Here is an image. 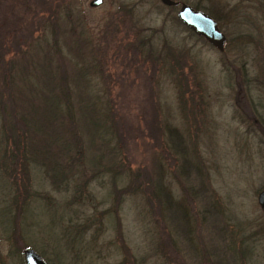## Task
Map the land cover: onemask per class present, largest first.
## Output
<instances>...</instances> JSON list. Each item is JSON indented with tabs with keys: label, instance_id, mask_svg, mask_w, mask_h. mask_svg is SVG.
Here are the masks:
<instances>
[{
	"label": "rangeland",
	"instance_id": "rangeland-1",
	"mask_svg": "<svg viewBox=\"0 0 264 264\" xmlns=\"http://www.w3.org/2000/svg\"><path fill=\"white\" fill-rule=\"evenodd\" d=\"M89 1L0 0V36L11 53L25 55L16 56V67L24 64L28 81L37 78L36 71L51 78L61 69L70 90L102 103L105 123L117 133L107 144L112 160L103 158L100 165L119 162L120 179L111 183L110 173H97L80 204L72 199L73 184L71 190L55 189L37 170L30 186L39 198L22 213L12 208L10 223L3 209L8 197L0 193V264H24L25 248L45 264H264V232L258 229L264 225V207L257 203L264 187V135L251 110L256 105L264 126V83L257 78L264 71V21L259 17L251 26L240 13L226 17L227 8L240 0H176L219 17L222 29L232 35L251 31L257 43L243 36L225 40L228 58L244 63L237 74L222 68L216 48L165 19L179 5L102 0L89 6ZM135 28L137 35L151 37L154 51H179L182 69L171 71L170 55V64L144 58L141 47L134 46ZM243 76L252 81L247 87ZM184 89L194 104L189 92L181 96ZM170 128L178 131L192 161L182 162L184 152L169 138ZM81 129L82 168L88 175L98 170L91 157L101 151L87 144ZM155 162L162 165L166 191L190 218V227L180 213L172 220L177 254L161 244L162 224L149 215L143 194L122 193L118 205L112 200L137 167L152 170ZM76 171L83 173L81 167ZM238 221L245 222L244 230ZM248 233L245 248L240 249L239 239L230 243ZM228 244L246 259L238 255L230 260Z\"/></svg>",
	"mask_w": 264,
	"mask_h": 264
},
{
	"label": "trees",
	"instance_id": "trees-1",
	"mask_svg": "<svg viewBox=\"0 0 264 264\" xmlns=\"http://www.w3.org/2000/svg\"><path fill=\"white\" fill-rule=\"evenodd\" d=\"M240 1L227 8L226 17L230 14L240 13L239 16L245 17L246 24L251 26H253L254 22H258L255 20L259 17L264 21V0ZM241 4L245 5L244 8H241ZM248 6L249 8H247ZM192 8L199 9L200 7L198 4H194ZM125 11H128V9ZM165 19L173 24L180 25L183 30L189 32V35L196 40L208 43L202 36L194 34L181 24L175 15H169ZM214 20L218 29L221 30L220 18L215 17ZM223 29V45L220 50L217 49L220 52L219 62L225 71L232 69L233 73L242 74V72H239L241 71L239 68H243L244 63L242 61L235 62L228 58V52L224 50L225 40H236L237 37L241 36L249 42L257 43L258 40L252 35L251 31H238L236 36L232 35V32H227ZM128 31L131 30H126V33ZM131 32L133 37L137 39L134 46L141 47L139 51L144 58H151L153 62L154 60H160L165 64L168 60V55H170L171 71L176 73L180 68L182 69L183 63L181 61L183 59L182 57H179L182 60L178 59V56H181L179 51L169 52L168 47H165L162 52L160 50L154 51L155 48L152 47V42L148 43L150 36L137 35L140 33L137 28ZM16 56L25 57L23 53H18L17 51L11 53L0 36V193L4 197H8L7 203L5 202L3 206L4 212L8 217L6 219L8 223H10L9 217L13 216L12 208L16 209V212L22 213L27 203L34 198H39L38 192L31 190L30 186L31 174L37 170H40L55 189L71 190L73 184L74 193L72 199L75 201L78 199L80 204H84V199L88 198L87 196L89 195L84 191L85 187L94 179L97 173H100V176H103L105 172L110 173L111 179L109 180L111 183H114V179L119 180L121 174L119 172V169H121L119 162L116 165L112 164L113 166L110 163L100 165L101 161L104 160L103 158H107L108 161L112 160V147L111 145L107 146V144L112 139V135L117 133L116 130L112 131L110 129L111 126L105 123L107 116L101 113L102 103L89 96L87 97L82 92L78 93L70 90L65 73L61 69L58 74H54L51 78L45 71H36L37 78L31 82L28 81L24 74V64L16 67ZM78 75L80 76L81 74ZM257 78L264 83V71ZM251 82L250 78L243 76L242 85L244 87H247ZM183 83L187 84L185 79ZM185 91L189 92V90L184 89L181 91V96ZM193 100L194 97L189 92L191 104L195 103ZM181 101H186V99H181ZM252 106L253 109H250L253 112L252 117H254L255 125L264 135V126L261 124L263 116L258 112L256 105L252 104ZM191 110L194 113L192 107ZM81 125L87 136V144L93 147L97 145L98 150L101 151L97 156L94 154L91 157V165L98 167V170L88 175L84 173V166L81 161L82 155L80 151L84 144ZM167 134L170 139L176 140L174 145H177V147L175 148L178 149V146H180L179 149L184 152L182 162L192 161L190 159L191 155L187 156V148L181 143L182 139L178 131L175 128H170L167 129ZM117 136L120 138L121 133H118ZM71 152L73 155H71ZM76 161L79 164L75 163ZM161 166L159 162H155L152 170H149L147 166L137 167L135 174L129 177L127 184L115 189L112 200L116 202L115 205H118L122 193L143 194L149 207V215L155 222L162 224V230L159 229L161 244L164 248L169 246L177 254L175 250H177L178 238L172 233L175 228L172 220L177 213H180L183 217L184 214L181 213L179 204L172 200L171 194L165 189L163 175L159 169ZM78 167H81L83 173L76 171ZM182 169L186 170L184 166ZM198 169L199 167L196 171ZM17 201L18 206H15ZM184 221L187 227L191 226L188 225L190 222L189 217H184ZM244 224L239 223V221L236 222L237 227L241 231L244 230L242 228ZM258 229L264 232V225ZM249 235L248 233L245 237H236L230 243L239 239L240 249L245 248L243 238L246 240ZM226 248L230 249L233 246L228 244ZM238 255L246 259L245 254H242L241 251ZM238 255L235 250L230 249V260L232 259L235 262ZM240 261L242 260L240 259Z\"/></svg>",
	"mask_w": 264,
	"mask_h": 264
},
{
	"label": "water",
	"instance_id": "water-1",
	"mask_svg": "<svg viewBox=\"0 0 264 264\" xmlns=\"http://www.w3.org/2000/svg\"><path fill=\"white\" fill-rule=\"evenodd\" d=\"M165 6L176 5L173 0H159ZM102 0H90L89 6H97ZM175 16L185 27L194 34L202 36L209 44L220 50L223 45L224 36L218 29L216 21L201 11L194 9L186 3L178 4ZM257 203L260 208L264 207V187L257 193ZM22 260L24 264H45L41 256L31 248H25L22 251Z\"/></svg>",
	"mask_w": 264,
	"mask_h": 264
},
{
	"label": "flooded vegetation",
	"instance_id": "flooded-vegetation-1",
	"mask_svg": "<svg viewBox=\"0 0 264 264\" xmlns=\"http://www.w3.org/2000/svg\"><path fill=\"white\" fill-rule=\"evenodd\" d=\"M173 1H176V0H173ZM177 2V1H176ZM178 5V2H177V4L176 5H172V6H177Z\"/></svg>",
	"mask_w": 264,
	"mask_h": 264
}]
</instances>
